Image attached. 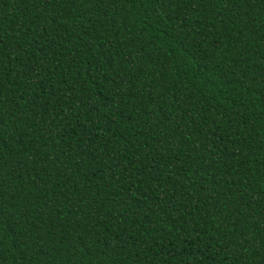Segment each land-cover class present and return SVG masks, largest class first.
<instances>
[{
  "label": "trees",
  "instance_id": "16d2710c",
  "mask_svg": "<svg viewBox=\"0 0 264 264\" xmlns=\"http://www.w3.org/2000/svg\"><path fill=\"white\" fill-rule=\"evenodd\" d=\"M0 264H264V0H0Z\"/></svg>",
  "mask_w": 264,
  "mask_h": 264
},
{
  "label": "snow or ice",
  "instance_id": "6c2138e0",
  "mask_svg": "<svg viewBox=\"0 0 264 264\" xmlns=\"http://www.w3.org/2000/svg\"><path fill=\"white\" fill-rule=\"evenodd\" d=\"M186 2H187V0H186ZM249 2H250V0H249Z\"/></svg>",
  "mask_w": 264,
  "mask_h": 264
}]
</instances>
